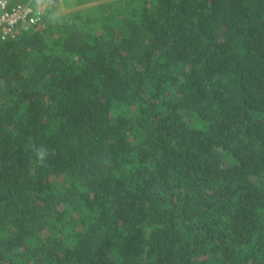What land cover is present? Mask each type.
Masks as SVG:
<instances>
[{"label": "trees", "instance_id": "trees-1", "mask_svg": "<svg viewBox=\"0 0 264 264\" xmlns=\"http://www.w3.org/2000/svg\"><path fill=\"white\" fill-rule=\"evenodd\" d=\"M95 1L0 38V264H264V0Z\"/></svg>", "mask_w": 264, "mask_h": 264}, {"label": "built area", "instance_id": "built-area-1", "mask_svg": "<svg viewBox=\"0 0 264 264\" xmlns=\"http://www.w3.org/2000/svg\"><path fill=\"white\" fill-rule=\"evenodd\" d=\"M62 0H22L11 3L10 0H0V38L13 39L29 31L42 21L47 10L53 9Z\"/></svg>", "mask_w": 264, "mask_h": 264}, {"label": "rangeland", "instance_id": "rangeland-1", "mask_svg": "<svg viewBox=\"0 0 264 264\" xmlns=\"http://www.w3.org/2000/svg\"><path fill=\"white\" fill-rule=\"evenodd\" d=\"M71 1L70 0H62V2L60 4H58L56 7H54L53 9L51 8L50 10H47V16L50 18H67L69 16V14L74 13L77 10L92 7L98 3V1H95V2H91V3H85L81 6L75 7V6H72ZM36 2H38V0H32V3H36ZM67 2H70V3H68L66 5ZM62 8H64V10H62ZM60 10H62V11H60Z\"/></svg>", "mask_w": 264, "mask_h": 264}, {"label": "clouds", "instance_id": "clouds-1", "mask_svg": "<svg viewBox=\"0 0 264 264\" xmlns=\"http://www.w3.org/2000/svg\"><path fill=\"white\" fill-rule=\"evenodd\" d=\"M36 155L39 162L43 163L48 156V150L46 148H39L36 150Z\"/></svg>", "mask_w": 264, "mask_h": 264}, {"label": "crops", "instance_id": "crops-1", "mask_svg": "<svg viewBox=\"0 0 264 264\" xmlns=\"http://www.w3.org/2000/svg\"><path fill=\"white\" fill-rule=\"evenodd\" d=\"M68 3H69V2H67L66 5H67ZM61 7H62V6H61ZM68 9H69V8H68ZM62 10H64V8H62ZM62 10H60V11H62ZM66 10H67V9H66Z\"/></svg>", "mask_w": 264, "mask_h": 264}]
</instances>
